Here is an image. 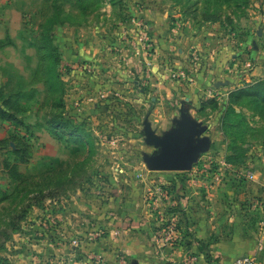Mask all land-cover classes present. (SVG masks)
Masks as SVG:
<instances>
[{
  "label": "rangeland",
  "instance_id": "rangeland-1",
  "mask_svg": "<svg viewBox=\"0 0 264 264\" xmlns=\"http://www.w3.org/2000/svg\"><path fill=\"white\" fill-rule=\"evenodd\" d=\"M0 111V264H222L264 222V0H0ZM167 121L208 141L185 171Z\"/></svg>",
  "mask_w": 264,
  "mask_h": 264
},
{
  "label": "crops",
  "instance_id": "crops-1",
  "mask_svg": "<svg viewBox=\"0 0 264 264\" xmlns=\"http://www.w3.org/2000/svg\"><path fill=\"white\" fill-rule=\"evenodd\" d=\"M101 16H103V14H99L97 17H101ZM65 28L69 29V25L66 26ZM84 30H86L87 32V30H89V27L85 26ZM97 31L99 30L95 29V31L91 34L93 35L96 34L97 36ZM86 32L84 33V38L78 39L80 41L79 51H82V53H84L83 48L88 47V45L90 44L89 43L90 41H88V39L92 38V36L89 33L87 34ZM85 51L86 54L93 56H97L99 54V52L95 51L93 47L91 48L89 47V49L86 48ZM260 53L262 54V51ZM255 71L256 74L257 72L259 73V71H261L260 67H256ZM176 90L177 89H175V87L173 86V91L167 90V92H165L166 95L165 97H170L172 99H175L176 97H182L183 93H180ZM199 90H200L199 86H196V88L192 90V93L190 92L189 95L186 96L185 101L186 102L193 101V97L195 95H198ZM168 111L169 110L167 108L166 110L163 109L162 112V116L164 118L163 121H165L166 119L168 120V118L170 117V115L167 114ZM157 112L160 113L159 109ZM155 121H156V117H155ZM166 126L168 130L164 129V131L166 133H171L172 132L171 130H173V128L171 129V124L170 123L168 124V121ZM158 134L160 137L163 136L161 135V133ZM246 179H250V178L246 177ZM245 184L247 189L249 190L252 189L250 191L247 190L245 194L246 199H252L251 202L252 206L250 205L245 206L244 208L245 210H243L242 212L243 218L246 219L247 222H249V217L251 216V214H257L254 203L259 201L261 197H264V190L261 188L257 180L250 179ZM207 231L210 232V229L207 228ZM241 231H242L241 234H238V232L236 231H232L233 233H231L230 238H226L224 241L221 242H216V243L213 242L209 248L211 254L214 255L215 257H218L221 260L222 264H235L237 260L242 259L244 257H250L255 259L256 264H264V222L261 224L259 228L256 227L255 225V230L254 229L251 230L249 229V227L248 228L246 227V230H241ZM208 237L209 235L207 234L206 238L208 239ZM242 254L244 256H242Z\"/></svg>",
  "mask_w": 264,
  "mask_h": 264
},
{
  "label": "water",
  "instance_id": "water-1",
  "mask_svg": "<svg viewBox=\"0 0 264 264\" xmlns=\"http://www.w3.org/2000/svg\"><path fill=\"white\" fill-rule=\"evenodd\" d=\"M177 124L178 129L167 133L166 137H160L153 131L149 132V140L161 147L163 156L156 164L163 171L187 170L195 158L208 148L207 140L194 143L201 134L196 124L186 121H179Z\"/></svg>",
  "mask_w": 264,
  "mask_h": 264
},
{
  "label": "built area",
  "instance_id": "built-area-1",
  "mask_svg": "<svg viewBox=\"0 0 264 264\" xmlns=\"http://www.w3.org/2000/svg\"><path fill=\"white\" fill-rule=\"evenodd\" d=\"M248 177L251 179L253 178L252 175H249ZM235 264H256V262H255V259L253 258L244 257L242 259L237 260Z\"/></svg>",
  "mask_w": 264,
  "mask_h": 264
},
{
  "label": "trees",
  "instance_id": "trees-1",
  "mask_svg": "<svg viewBox=\"0 0 264 264\" xmlns=\"http://www.w3.org/2000/svg\"><path fill=\"white\" fill-rule=\"evenodd\" d=\"M0 115H1V111H0ZM8 120H11V119H8ZM52 125L55 126V127H59V128H64L65 126L63 125L62 122H59L58 120H52Z\"/></svg>",
  "mask_w": 264,
  "mask_h": 264
}]
</instances>
